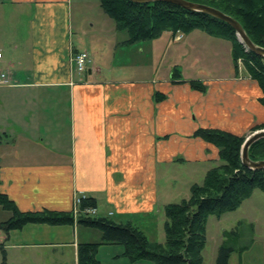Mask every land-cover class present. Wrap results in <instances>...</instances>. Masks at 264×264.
Masks as SVG:
<instances>
[{
    "label": "crops",
    "instance_id": "crops-1",
    "mask_svg": "<svg viewBox=\"0 0 264 264\" xmlns=\"http://www.w3.org/2000/svg\"><path fill=\"white\" fill-rule=\"evenodd\" d=\"M86 2L0 0V69L11 83L0 86V192L21 212L66 213L82 193L95 202L97 218L140 230L164 215L161 190L175 163L201 176L219 165L218 149L192 134L208 128L248 135L264 124L263 94L246 71L234 74L230 44L200 31L179 41L164 33L152 42L163 44V57L172 50L178 63L169 74L181 59L191 60L184 61V83L159 79L157 68L148 77H127L120 68L114 74L117 49L130 46L108 48L107 34L86 27L82 12L73 14L75 3ZM81 52L90 64L78 74L72 57ZM192 80L206 91L192 90ZM156 94L164 99L157 102ZM80 227L0 232V264H77V245L97 243L82 239ZM122 252L101 246L96 259L152 264L132 263Z\"/></svg>",
    "mask_w": 264,
    "mask_h": 264
},
{
    "label": "trees",
    "instance_id": "trees-1",
    "mask_svg": "<svg viewBox=\"0 0 264 264\" xmlns=\"http://www.w3.org/2000/svg\"><path fill=\"white\" fill-rule=\"evenodd\" d=\"M212 7L236 20L252 43L264 49V0H186ZM102 12L113 21L115 30L125 32V46L154 41L164 33L172 36L201 31L209 37L224 40L230 44L231 60L236 67L241 62L248 77L255 81L262 91L259 103L264 107V59L258 57L239 42L234 30L227 24L210 16L192 13L166 3L135 4L128 0H98ZM170 80L184 83L179 72L172 70ZM190 88L204 93L206 86L200 81H188ZM164 96L156 94L160 102ZM264 129V124L254 131ZM192 137L213 145L218 149L221 165L208 170L201 185H192L187 200L164 207L165 243H150L137 227L115 224L104 218L79 219L77 225L98 230L99 243L77 245V264H100L96 252L101 246L122 247V257L132 263L147 261L152 264H202L201 252L205 246V223L210 215L221 216L235 211L254 190L264 193V170L253 171L241 164L243 137L217 129L200 128ZM5 139L0 134V144ZM252 162L264 161V139L248 149ZM83 207H94L95 202L87 198ZM0 209L11 214L0 222V232L7 235L26 225H72V213L40 211L21 212L16 205L0 192ZM230 237L237 238L235 231ZM245 248H241L242 253ZM233 249L222 246L216 264H228Z\"/></svg>",
    "mask_w": 264,
    "mask_h": 264
},
{
    "label": "rangeland",
    "instance_id": "rangeland-1",
    "mask_svg": "<svg viewBox=\"0 0 264 264\" xmlns=\"http://www.w3.org/2000/svg\"><path fill=\"white\" fill-rule=\"evenodd\" d=\"M77 12L84 14L86 27L89 28L90 24H94V28L96 31L98 30L97 33L102 31L104 35L107 34L106 43L108 48L116 47L117 43L127 40L125 32H115L113 21L102 12L98 0H87L84 5L75 3L73 14L77 15ZM179 36H183V34H176L174 39L176 40V37ZM97 40H99L98 37ZM152 42L137 43L140 46L134 44L130 47H119L113 66L115 69L114 74L118 73L117 69L120 68L124 70L123 73L127 77H133V75L148 77L153 74L154 68H157L159 79L170 77L169 68L174 65V62L178 63L173 60L175 58L171 54L172 50L163 57V54H161L163 44L152 45L154 44ZM221 59L224 71L228 64H225V59ZM184 61L191 62L189 59L179 61L180 66H177L176 70L181 77H184ZM242 70L245 71L240 61L237 62L236 67L233 66L234 74H239ZM185 73L191 75V70L187 69ZM253 129L248 135L255 132ZM248 135L243 138L245 139ZM221 164L219 162V165ZM169 179L167 187L161 190L164 194V200L162 201L167 203L166 205L187 200L190 195V185H201L204 176H201V171L197 168L192 169L184 166V164L175 163L170 169ZM7 215V213L0 210V222L5 221ZM164 222L163 212L158 213L156 219L145 221L140 226V231L144 233L150 243L163 245L165 243ZM204 229L205 246L201 252L202 264H216L222 246L233 249L228 264H264V193L256 189L235 211L224 213L219 217L208 216ZM232 231L237 232V238L230 237L229 232ZM79 232H82V239H90L97 243L101 241V233L98 230L81 226ZM241 248H245V250L239 253Z\"/></svg>",
    "mask_w": 264,
    "mask_h": 264
},
{
    "label": "water",
    "instance_id": "water-1",
    "mask_svg": "<svg viewBox=\"0 0 264 264\" xmlns=\"http://www.w3.org/2000/svg\"><path fill=\"white\" fill-rule=\"evenodd\" d=\"M128 1L135 4H148L154 2L166 3L182 8L183 10H186L188 12L200 13L210 16L230 26L234 30L239 42L246 48L247 51H250L253 54L257 55L258 57L264 59V49L257 47L252 43V41L248 38L247 34L243 30L242 26L238 22L212 7L189 2L186 0H128ZM262 139H264V129L255 131L245 138L241 148V164L243 167L253 171L264 170V161L252 162L248 157L249 147L255 142Z\"/></svg>",
    "mask_w": 264,
    "mask_h": 264
},
{
    "label": "built area",
    "instance_id": "built-area-1",
    "mask_svg": "<svg viewBox=\"0 0 264 264\" xmlns=\"http://www.w3.org/2000/svg\"><path fill=\"white\" fill-rule=\"evenodd\" d=\"M182 39V36L176 37V41ZM1 59V54H0ZM90 64V59L86 53H77L72 57V65L73 69L76 73L82 74L88 69V65ZM10 80L5 71L0 69V86H9ZM87 199V197L82 193H76L73 196V207H72V216L74 222L76 223L79 219H96L97 218V210L94 207H83V202Z\"/></svg>",
    "mask_w": 264,
    "mask_h": 264
}]
</instances>
